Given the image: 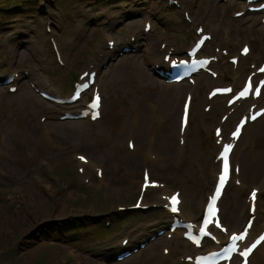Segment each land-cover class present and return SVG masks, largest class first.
Returning a JSON list of instances; mask_svg holds the SVG:
<instances>
[{
  "label": "rangeland",
  "instance_id": "1",
  "mask_svg": "<svg viewBox=\"0 0 264 264\" xmlns=\"http://www.w3.org/2000/svg\"><path fill=\"white\" fill-rule=\"evenodd\" d=\"M173 1L0 0V81L15 75L14 81L0 84V127L8 124L11 128L16 127L20 120L18 123L24 125L25 131L28 128L29 132L36 133L35 147L31 149L34 162L30 167L27 169L23 162H18V155L22 152L19 148L15 158L20 168H6V173L0 172V264H120L131 259L128 256L116 260V252L124 239L128 240L125 246L137 248L132 254L150 247L157 238L169 239L167 232L157 234L166 227V218L157 217L158 210L150 209L144 214L127 211L116 215L114 212L118 203L128 205L135 201L145 169L152 178L183 188L191 204L186 209L193 218L200 215L201 210L198 213L196 208L199 193L206 188L211 191L214 183L212 173L207 171L203 174L200 166L189 158L177 167L163 169L157 162L151 164L145 160L148 157L144 156L143 147H128L125 133L113 131L111 115L106 113L110 100L119 93L115 77L140 65L153 78L151 84L154 89L149 88V91L154 90V97L158 98L168 82L156 73L153 65L145 62L147 42H153L156 50L162 48L161 43H170L182 53L195 40L197 26L207 30L214 23L218 30V22L228 12H231L230 32L240 38L237 43L229 41L230 54H238L243 43H249L254 51L246 61V73H249L252 66L259 65L264 58V35H258L262 30L260 14L247 12L242 19L235 16L236 12L246 10L245 0ZM186 11L191 15L189 21ZM211 14L213 19H210ZM147 20L151 21L153 29L143 38ZM235 30H242L244 36ZM108 34L113 39L112 45ZM225 40L220 28L217 39L215 37L209 42L205 53L214 55L215 48H220V45L229 50ZM125 47L129 50L123 51ZM92 63L97 68L99 84L106 90L107 99L102 110L106 115L98 122L88 118H63L66 113H78L84 107V99L74 103L51 101L41 96L38 89L68 98L73 91L72 79L91 69ZM217 66L235 75L227 59H219ZM195 81L194 93L199 98L203 97L201 100L204 102L209 87L201 77ZM227 83L228 80L223 79L217 84ZM179 84L182 83H177V86L184 85L188 89L189 85L193 86L189 81ZM12 88L16 89L13 91ZM185 90H177L179 93L173 105L178 107L177 129L181 104L187 93ZM122 93H130V90ZM89 97L87 95V99ZM221 99L218 101L222 102ZM15 101H20V106H15ZM197 109L194 101L186 139L191 140L201 132L205 143L201 150L215 157L217 149L209 133L200 129L197 115L201 112ZM207 122L212 132L216 124L209 119ZM97 128L112 133L113 140L102 139L96 133ZM80 132L85 133L91 151L81 144L77 137ZM120 138L125 140L118 147ZM134 141L137 145L136 139ZM110 151L113 155L109 154ZM81 153L101 166L100 173L90 166L88 174L90 177L93 175L92 182L81 175L83 168L78 158ZM140 161L138 168L135 163ZM111 165L116 168L110 170ZM167 170L172 174L166 177ZM102 171L107 174V184L100 183ZM239 190L242 189L238 184L231 182L226 189L225 204L231 193H239ZM155 194L156 191L148 189L145 197L151 201ZM247 194L248 191L240 197L243 209L248 202ZM199 205L201 207V202ZM112 217L113 220H109ZM108 220L110 225L105 224ZM142 243L145 245L140 247ZM152 248L150 251L159 253V248Z\"/></svg>",
  "mask_w": 264,
  "mask_h": 264
},
{
  "label": "bare ground",
  "instance_id": "2",
  "mask_svg": "<svg viewBox=\"0 0 264 264\" xmlns=\"http://www.w3.org/2000/svg\"><path fill=\"white\" fill-rule=\"evenodd\" d=\"M245 3L248 5H253V3L249 2L248 0H245ZM212 17L214 18V15L211 14L210 19H213ZM242 18L243 16L240 19ZM230 19L231 12L225 13L222 16V24L220 23V28L224 30V33L227 38H229V41L232 40L237 43L238 36L231 35V33L227 31L229 30V25H231L229 21ZM213 24L210 27L209 32L212 34V38L216 37L217 39L216 34H218V30L220 28H218L217 30ZM262 30L258 31V35L260 37V34H264V26ZM234 32H241L242 34V30H235ZM142 34L143 38L146 37L145 33ZM242 36H244V34H242ZM108 37V41H113L110 34H108ZM146 40H148V38H146ZM206 43L207 41L205 42L204 47ZM225 43L228 44L229 48V42ZM167 53H169V51H165L162 55L161 51L155 49L153 42L148 41L145 50V62L148 63L149 61H152L155 68H165L167 70H170L169 63H166L164 61V57ZM222 53L223 49L220 48V50H217L216 48L214 56H217L218 59L223 60L224 58ZM253 54L254 52L251 50L246 57L240 56V54L238 55L239 60L235 69V75L239 74L237 76L238 78L235 75H230L227 70L223 71L221 69H218L217 71L219 72L221 77L217 81L214 82L210 80L206 74H202L201 80L205 81L206 86L214 88V86H216V82H219L223 79H228V84L232 85L234 89L237 90L238 86L242 85L245 82L246 78L251 75L246 74L244 76L245 72L247 71V57ZM176 56L177 55H174L172 59H175ZM211 65L216 67L217 62L212 61ZM232 67H234V65H232ZM257 67H253L252 71L256 70ZM92 71H95L94 64H92L91 72ZM151 79L153 78L145 71V69L141 68L140 65H135L134 69L130 71L126 69L122 76L115 77V81H118V83H115V85L119 93H117V96L112 97V99L110 100L111 104L108 106L106 110L107 112L105 111L106 113H109L111 115L112 124L114 126L113 131L116 132L117 130H119V132L123 134L125 133L124 138L126 140L128 139V142L129 140L131 141L132 139H136L137 145L135 144L134 148L141 149L143 147L144 156L146 155V157H148L145 158V160L150 162L151 164H153L152 162L154 160L155 162H157L160 168L167 169L170 166L177 167L183 162L185 158H189L191 161L197 163L200 166L203 174H206L207 171H209V173H212L216 178L217 167L220 166V160L214 158L213 155H206L205 151L203 152L201 150L202 145L205 144L203 142L201 132H198L196 136L191 140H186L185 133L183 134L180 132L181 116L185 98L181 104V112L179 115V129H177L176 127L178 107H173V105L175 102V98L179 93L177 92V90L181 91L188 88L182 85L184 82H181L182 84H179L182 86H177L176 82L168 83L167 86H163L162 94L160 93L158 98H155L154 90L149 91V88L154 89L151 84ZM95 83L96 85H98V87H100L98 78H96ZM190 89L192 88L190 87ZM190 89H188V91H185L189 92V96H192L195 104L198 105L197 110L201 112L197 115L198 118H200V129L207 131V133H209L210 135L211 141L213 138L214 142L216 143V147L219 148H221V146L226 142H232V139L230 137L231 126L234 123L233 121H236L235 119L244 114V112L246 111L244 110V108L249 110L251 107L258 105L264 107V91L260 98L257 100L251 98L248 100L238 101L233 106L229 107L224 101L219 103V96L212 99L207 96L206 100L203 102L201 100L203 97L199 98V96L197 94H194L193 90ZM123 90H130V93H122ZM102 94L104 95V99L102 100L100 109H103L105 100L107 99L105 87L102 88ZM181 95L182 93L179 94V99ZM246 102H248L249 105H246ZM14 105L20 106V101H15ZM21 106L23 107V104ZM192 106L193 101L191 108ZM127 109L130 111V113L127 111ZM105 112L100 116V120L104 117V114L106 115ZM222 115L227 119L224 121L220 120ZM99 119L97 120V122L99 121ZM207 119L211 120L213 124H219V126H221L215 127L214 131L219 128H223L219 135H217L215 132L213 133V131L210 132L209 126H207L209 124V122H207ZM17 123L16 127L12 126L13 128H11L10 124H8L7 127H0V172L2 173H6V168H20L18 164L16 165L17 159L15 158L19 151V148L22 152L18 155V157L20 158L18 162H23L27 169L30 167V164L34 162V157L31 156V149L35 147L34 141L36 140V133L33 131L29 132L28 128L27 131H25L24 125L21 123ZM97 129L98 131L96 133L102 139L110 141L113 140L111 138L112 133L108 134V131L102 128ZM77 137L80 138L81 144H83L89 151H91L92 147L87 142L85 133H77ZM124 140L122 138L119 139V141L117 142L118 147L122 146ZM236 144L237 149H233L232 156L236 154L234 166L236 168H239V172L234 173V175L232 174L230 181L236 180V182H238L240 185V189L242 190H239V193H237L236 191L234 193H231L230 198L228 197V200L225 204L226 189L228 186L225 188L223 196H221L222 198H220L219 201L221 209L220 215L224 216V225L221 231L216 232L218 234V240L224 242L229 238V235L232 232H235L236 230L241 228L244 217L254 214L259 222L253 221L252 227L248 231L246 241L247 245L250 242L256 240L258 237H264V200L262 201V196L264 195V177L261 178L262 165L264 168V114L260 118L255 120L252 125H250V122L246 124V127L243 129V132L240 138L237 140ZM112 153V151L109 152V154ZM87 157L88 158L86 163H83L82 160L80 162L82 165H84V174L82 175V177L91 181L93 175L90 177V175L88 174L90 166L96 167L97 169H100L101 166L92 162L89 156ZM140 163L142 162H136L135 164L138 167L140 166ZM115 168L116 167L114 165H111L109 167L110 170H114ZM211 169L212 172L210 171ZM169 173L170 171L167 170L164 175L167 177ZM135 174H137L138 176V172H136ZM100 183H108L106 172H104L100 176ZM142 183L143 173L139 182L140 189ZM156 189H158V191L156 192V196L154 198L155 203H152V205H149V207H157L163 203L162 201L164 200H162L163 198H159L160 195H167L166 198H168L169 195L177 191V189L171 186L168 182H160ZM248 190L251 191L250 198L248 201V205H246V208L243 209L240 203V197H242V193H245ZM207 191L208 190L206 188V190H204L202 193H199L200 199L196 204L197 206L195 205L198 211L202 210L199 205L200 202L202 203L201 206L203 208L204 200L209 193ZM253 192L256 193V199L254 203L252 198ZM179 196L182 199L180 202V213L183 218H187V220L190 221L193 218V214L186 209L191 205L189 204V199L186 191L184 189H181ZM223 200L224 209L223 206H221V203L223 204ZM124 206L125 204L118 203L117 208H115L114 211L118 212L120 208H124ZM125 208L127 209V207ZM184 210H186V216L184 215ZM156 213L157 217H161L162 214L167 218L172 217L166 211H162V209L157 211ZM168 233L171 234L170 239L157 238V240L150 247H145L143 250H139L137 253L131 254L129 257L131 258L130 261L126 260L125 262L120 264H197L195 261V256L200 253V249L196 248L191 243L180 241L179 238L182 237V231L180 229H176L175 231H172L170 229ZM162 247L169 249L168 255H165L162 252ZM219 247L220 244L213 242L210 245L209 250L218 249ZM151 248H159V253L157 250L150 251ZM239 261L240 259L236 260L237 263ZM97 264L108 263L99 262ZM249 264H264V239L252 253Z\"/></svg>",
  "mask_w": 264,
  "mask_h": 264
},
{
  "label": "snow or ice",
  "instance_id": "3",
  "mask_svg": "<svg viewBox=\"0 0 264 264\" xmlns=\"http://www.w3.org/2000/svg\"><path fill=\"white\" fill-rule=\"evenodd\" d=\"M244 51L247 52V48H245ZM262 71H264V69H262ZM261 84H264V82H261ZM250 90H251V85L249 84V86L244 91H242L240 93V96L243 97V96L247 95ZM255 94H257V95L259 94V88L256 89V93ZM91 107L92 108H98L99 107V96H97L95 98V102L91 105ZM97 115H98V113H97ZM186 115H187V112H185V117H186ZM252 119H255V117H252ZM217 134L219 135V130H218V133ZM238 135H239V127L233 133V136H238ZM231 147L232 146L230 144L229 145H226L224 147L223 153L221 154L222 155V158H223V161H224V172L220 176V187L217 188V191L214 194V197L210 201V207H211V205H214L215 204V197L219 195L220 188L226 182L227 173L229 171L228 157H227L226 153L230 152ZM80 159L83 160L84 158L83 157H80ZM146 181H147V174H146ZM255 195H256V193L253 192L252 193L253 200L255 199ZM171 201H172V204H173L172 211L173 212H176L177 211V208L175 207V205L179 203V201L177 199V196L174 195L173 197H171ZM232 239L233 240H238V239L239 240H242V239H244V236H239V237L234 236ZM262 239H264V237H262ZM253 247H255V245H253ZM250 251H251V249H249L247 252H242L241 254L244 255V256H247L250 253ZM245 264H246V262H245Z\"/></svg>",
  "mask_w": 264,
  "mask_h": 264
},
{
  "label": "trees",
  "instance_id": "4",
  "mask_svg": "<svg viewBox=\"0 0 264 264\" xmlns=\"http://www.w3.org/2000/svg\"><path fill=\"white\" fill-rule=\"evenodd\" d=\"M22 1H28V0H16V2H22Z\"/></svg>",
  "mask_w": 264,
  "mask_h": 264
}]
</instances>
